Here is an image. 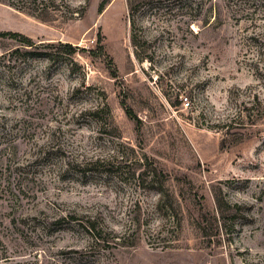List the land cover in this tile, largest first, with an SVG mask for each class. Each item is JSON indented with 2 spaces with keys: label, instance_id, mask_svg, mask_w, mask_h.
I'll use <instances>...</instances> for the list:
<instances>
[{
  "label": "rangeland",
  "instance_id": "rangeland-1",
  "mask_svg": "<svg viewBox=\"0 0 264 264\" xmlns=\"http://www.w3.org/2000/svg\"><path fill=\"white\" fill-rule=\"evenodd\" d=\"M162 2L0 3V34L79 48L0 37V264H264V0Z\"/></svg>",
  "mask_w": 264,
  "mask_h": 264
},
{
  "label": "trees",
  "instance_id": "trees-1",
  "mask_svg": "<svg viewBox=\"0 0 264 264\" xmlns=\"http://www.w3.org/2000/svg\"><path fill=\"white\" fill-rule=\"evenodd\" d=\"M23 1V0H21ZM111 0H100V3L98 5V13H102V11L105 9V7L110 3ZM156 3L160 4L163 3V0H155ZM212 1V2H211ZM127 2V6H128V11H129V16H130V25L132 26V28L135 26V16L142 11V9L149 3V0H126ZM206 2L210 3V5L208 6V10H211L212 8H217L219 9V2L220 0H206ZM0 3L3 4H7L8 6H11L15 9L21 10L23 12H26L27 14L34 16L35 18L41 20V21H48L50 14L52 13V11H55V7H52L50 10L46 5H37L36 4V0H32V2L29 3V6H31V8H24L25 2L22 5L13 3V2H9L8 0H0ZM26 6V7H29ZM10 37L12 39H19L18 40V46H20L21 48H23L25 50L26 55L30 56V57H44L47 58L50 55V49H55V48H59L62 49V53H64L65 55H67L68 57L72 56L75 51L79 50V48L77 47H73L68 43H61V42H57L55 44L53 43H40V44H36L34 42H32V40L30 38H27L25 36H22L21 34L18 33H2L0 34V37ZM101 39L98 40V43H100L101 46ZM130 42L131 44L135 47L138 48L141 44H139V42L137 41L136 37L134 35H132L130 37ZM17 49H19L18 47L15 48L14 50L16 51ZM92 52V51H90ZM123 110L126 114V116L128 117V119L132 120V121H138V119L136 118V116L132 113V111L128 108V107H123ZM98 110L94 109L92 110V112L90 113V115H95L97 114ZM148 170V169H146ZM155 168H153L152 170H148L150 171L149 177H150V181H153L156 179V172H155ZM145 170H143L142 173H144ZM16 191L18 192V194L23 193V188L21 185L17 186ZM10 195L11 192L8 191V189H6L5 187H3L1 189L0 187V198H4L5 194ZM67 219V223H71V222H75V224H77V226L82 227L83 231L90 236L93 241L98 242L100 241L101 238V234H100V230L97 229V225L95 224L94 221H91L89 219H78V218H66ZM214 220H219V217H214ZM203 221V219L201 217H198L196 219V223L198 225H201V222ZM218 221V222H219ZM11 222V220H10Z\"/></svg>",
  "mask_w": 264,
  "mask_h": 264
},
{
  "label": "built area",
  "instance_id": "built-area-1",
  "mask_svg": "<svg viewBox=\"0 0 264 264\" xmlns=\"http://www.w3.org/2000/svg\"><path fill=\"white\" fill-rule=\"evenodd\" d=\"M181 104H182V106L184 107V108H188L189 107V105H190V102L188 101V98H182V102H181Z\"/></svg>",
  "mask_w": 264,
  "mask_h": 264
}]
</instances>
